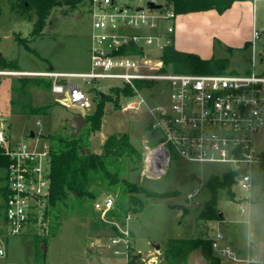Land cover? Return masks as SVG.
Returning <instances> with one entry per match:
<instances>
[{"label":"rangeland","instance_id":"rangeland-1","mask_svg":"<svg viewBox=\"0 0 264 264\" xmlns=\"http://www.w3.org/2000/svg\"><path fill=\"white\" fill-rule=\"evenodd\" d=\"M156 1L166 6L165 0ZM127 2L133 6L147 4V0ZM88 6L89 0L58 5L52 10L43 33L33 37V22L14 13L10 0H0V70H11L2 66L1 61L6 60L17 61L18 69L22 71H89L92 19ZM224 13L221 15L223 13L216 12L211 24L198 17L188 19L189 23L187 21L186 29L178 34L176 44L202 45L209 49L212 57L228 58V72H252L264 76V0H238ZM182 16L177 15L171 22L175 30L162 38L164 44L176 45L177 20L186 18ZM254 29L259 32L255 42ZM145 32L153 33L150 29ZM214 32L217 33L216 37H211ZM221 33L225 38L222 39ZM201 39L205 41L201 42ZM146 49L154 56L161 53L154 46ZM21 78L51 80L47 76L0 77V123L7 127L13 143L41 146L47 134H71V123L76 114L82 113L85 117L94 110L98 101L96 89H99L105 93L106 107L100 131L91 136V150L101 152L102 144L110 134L128 133L132 144L142 152L143 160L140 164L128 160L125 178L149 191L169 194L162 197L133 194L142 201L143 207L139 212H129V219L119 218L115 214L117 204L121 202L119 192L107 191L103 186H98L96 199L74 198L70 212L63 216L56 234H48L47 242H43L47 244L45 257L43 243L40 244L39 252L43 254L45 264H93V260L98 264H126V255L132 260L130 264H145L149 257L159 256L161 259L164 244L170 238L204 236L213 239L217 232L225 235L227 243L241 257L246 256L249 242L256 245L254 254L264 256L263 186L255 185L246 191L235 183L232 185V195L226 189H221L218 208L224 220H201L199 215L211 197L207 181L211 175L222 177L229 167L227 164L189 161L172 151L165 172L152 175L146 164L148 152L145 146H156L162 133L151 128L150 115L145 107L139 112L122 109L129 100L125 96L119 99V103L113 102L114 92L110 87L118 85V80L98 79L88 84L81 78H73V81L83 84L92 103L90 108H81L72 105L67 94L53 93L52 84L51 87H45L32 82L25 83ZM160 89L161 85H154L152 90H143V95L149 103L158 102L162 98ZM24 104L51 107L45 113L36 115L24 109ZM262 113L264 116V105ZM31 130L36 134L34 138L30 137ZM255 141L259 149H264V127ZM199 186V194L188 199V194ZM107 195L115 198V205L103 218L97 203H102ZM46 226L48 223L42 215L35 226L21 234L11 235L5 229L1 232L3 226L0 222V247L5 249V254L0 255V264H36V235H45ZM123 231L129 233L128 247L123 243L112 244L111 239L123 235ZM156 245L160 247L157 249ZM115 249L121 253L114 254ZM139 251L144 256L140 257ZM200 257V250H194L188 264H202ZM221 260L223 264H243L227 258ZM203 262L208 263L205 259ZM159 264L166 263L162 260Z\"/></svg>","mask_w":264,"mask_h":264},{"label":"built area","instance_id":"built-area-1","mask_svg":"<svg viewBox=\"0 0 264 264\" xmlns=\"http://www.w3.org/2000/svg\"><path fill=\"white\" fill-rule=\"evenodd\" d=\"M149 2L158 4L156 0H147L145 6H133L127 0H89L92 19L89 71L0 70V77L47 76L52 80L53 93L67 94L68 101L81 108H90L92 103L83 84L73 78H81L88 84L98 79L118 80V85H128L134 91L121 108L139 112L145 107L151 128L162 133L156 146H146V164L152 175L165 172L171 152L175 151L189 161L224 163L235 170L246 168L245 173L239 174L237 184L240 189L250 191L253 167L263 162L264 149L257 147L255 139L264 127V76L252 72L187 74L166 69L162 51L169 43L164 44L162 38L174 33L171 22L177 14L163 5L152 9ZM147 29L153 33L145 32ZM258 37L259 32L254 29L253 42ZM148 46L161 53L154 56L147 51ZM135 47L139 51H133ZM149 83L152 85H146ZM157 84L161 85L162 98L149 103L143 90H152ZM0 147V154L10 158L6 168L9 192L5 230L18 235L38 224L43 215L50 183V143L45 139L41 146L34 147L25 142L13 143L7 127L0 123ZM199 192L200 186L195 187L188 199ZM114 205L115 198L107 195L102 203H97V208L104 218ZM122 233L111 242L128 247L129 233ZM212 247L218 256L233 262L264 264V256L254 254L255 244L249 242L246 256L241 257L222 232L216 233ZM120 253L114 250V254ZM4 254L5 249L0 247V255ZM159 262L160 257L153 256L145 264Z\"/></svg>","mask_w":264,"mask_h":264},{"label":"trees","instance_id":"trees-1","mask_svg":"<svg viewBox=\"0 0 264 264\" xmlns=\"http://www.w3.org/2000/svg\"><path fill=\"white\" fill-rule=\"evenodd\" d=\"M78 0H10V7L14 13L22 19L33 22L31 35L33 37L43 33L49 22L52 10L58 5L77 3ZM238 0H165L166 7L172 8L177 15L191 12L215 9L219 13L225 12ZM248 45V44H246ZM133 51H139L133 48ZM162 59L166 69L176 73L187 74H217L229 71L228 58H203L197 53L181 51L173 43L167 44L162 51ZM4 68L20 71L17 61H1ZM23 82H32L37 85L51 87L52 81L44 78H21ZM146 85H152L151 83ZM143 87V84H139ZM114 92V103H119L122 96L128 97L133 94V89L128 85L111 86ZM103 93V94H102ZM98 101L92 112L85 115L86 124L76 135L71 134H47L45 140L50 143V166H49V191L46 197V205L43 210V220L48 223L46 234L37 236L35 249V263L45 264L43 254L40 253V244L47 242V235H55L58 231L62 218L69 214L73 199L87 197L96 199V187L103 186L105 190L119 192L120 200L115 214L117 217L126 219L129 212H139L142 201L133 194H147L149 196H166L168 193H156L147 190L144 186L131 183L125 178L128 160L140 164L143 160L142 152L131 142L128 133L110 134L102 144L101 152L91 150V136L100 131L102 119L105 114V93L96 89ZM51 106H32L24 104L30 114H43ZM43 138V139H44ZM2 148L0 147V153ZM263 162L253 167V186L264 187V151ZM10 158L0 154V196L3 203L0 204V222L2 233L5 231L6 217L5 206L8 196L6 168ZM246 168L227 169L222 177L211 175L207 184L211 190V197L205 202L204 209L199 219L204 221L221 220L218 208V194L221 189H226L232 195V185L237 183L240 173H245ZM1 230V229H0ZM199 249L208 264H223L213 247L209 237H186L170 238L165 244L160 261L166 264H188L189 256ZM133 257V256H131ZM132 260H129V264Z\"/></svg>","mask_w":264,"mask_h":264},{"label":"crops","instance_id":"crops-1","mask_svg":"<svg viewBox=\"0 0 264 264\" xmlns=\"http://www.w3.org/2000/svg\"><path fill=\"white\" fill-rule=\"evenodd\" d=\"M228 10V9H227ZM217 11L215 10V9H210V10H205V11H198V12H191V13H186V14H179V17L180 16H182V17H186V18H183V19H178L177 20V34H175V44H176V41H178V34H180L181 32H182V30H184V29H186V26H187V24L189 23V21H188V19H191V20H194V18H196V17H198V18H200L203 22H207V23H210L211 24V19L212 18H216L215 17V13H216ZM217 13H219V12H217ZM225 13L223 12V14H221V15H224ZM192 15H194V16H192ZM187 21H188V23H187ZM216 32H214V33H211V35H213V36H211V37H214V35H215V37H216ZM219 34V33H218ZM222 34V33H221ZM222 36V39L223 38H225V36L222 34L221 35ZM226 40V39H225ZM201 42H204L205 40H203V39H201L200 40ZM175 47L177 48V49H179V50H181V51H186V52H192V53H197V54H199L201 57H203V58H211L212 56H213V54H211V52L209 51V49L207 48V47H204V46H202V45H199V46H197V45H195V44H192V43H190V44H185V45H183V46H178L177 44L175 45ZM147 146V145H146ZM146 146H145V149H146ZM224 216V215H223ZM224 220V217L221 219V220H219V221H223ZM134 234V233H133ZM252 234H250V236H251ZM251 239H249V241H250ZM149 252H151V251H149ZM148 252V253H149ZM201 252V251H200ZM139 253L141 254V255H143L144 256V254L142 253V252H140L139 251ZM202 255V254H201ZM190 256H191V254H190ZM190 256H189V259H190ZM141 257V256H140ZM205 258L202 256V257H200V261H202L201 263L203 264L204 262H203V260H204ZM188 263H189V260H188ZM93 264H98L95 260H93ZM208 264V263H207Z\"/></svg>","mask_w":264,"mask_h":264},{"label":"water","instance_id":"water-1","mask_svg":"<svg viewBox=\"0 0 264 264\" xmlns=\"http://www.w3.org/2000/svg\"><path fill=\"white\" fill-rule=\"evenodd\" d=\"M149 6L152 9H155V8L159 9L162 7V4H156L154 2H149ZM85 124H86V120H85L84 115L82 113L76 114V116L73 119V122L71 123L73 135L76 136L82 130V128L85 126ZM30 137L31 138L35 137V132L33 130L30 131ZM199 182L201 183V180H199ZM197 205H198V207L201 206V204H197ZM219 215L221 218L223 217V213L220 212ZM159 247H160V245H156L155 248L158 249ZM43 250H44V257H45L46 252H47V244L46 243H43ZM140 256H141V254H140Z\"/></svg>","mask_w":264,"mask_h":264}]
</instances>
